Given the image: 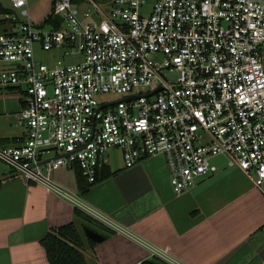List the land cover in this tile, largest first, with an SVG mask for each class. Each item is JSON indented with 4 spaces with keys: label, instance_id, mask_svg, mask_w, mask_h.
I'll return each mask as SVG.
<instances>
[{
    "label": "built area",
    "instance_id": "built-area-1",
    "mask_svg": "<svg viewBox=\"0 0 264 264\" xmlns=\"http://www.w3.org/2000/svg\"><path fill=\"white\" fill-rule=\"evenodd\" d=\"M7 2L0 62L10 66L0 90L22 98L16 121L25 134L0 146L12 171L119 231L53 172L79 166L94 182L114 148L127 167L162 154L182 194L223 156L264 193V0H56L59 27L35 22L31 0ZM50 52L60 55L40 57ZM109 93L124 97L100 99ZM141 242L151 256L185 264Z\"/></svg>",
    "mask_w": 264,
    "mask_h": 264
},
{
    "label": "crops",
    "instance_id": "crops-1",
    "mask_svg": "<svg viewBox=\"0 0 264 264\" xmlns=\"http://www.w3.org/2000/svg\"><path fill=\"white\" fill-rule=\"evenodd\" d=\"M52 1L43 10L42 20L50 13ZM7 3L0 0V5ZM9 66L0 62V70ZM22 107L16 90H0V135L9 145L25 139L16 121ZM115 156L108 155L105 164L106 172L114 173L84 195L78 190L75 171L68 166L56 169L52 177L126 231L90 215L93 221L89 222L77 214L75 205L43 184L13 176L0 181V264H49L41 239L71 221L82 234L84 230L88 264H138L151 257L141 241L167 250L170 257L185 264H264V193L255 186L253 176L226 165L175 194L162 154L132 167L125 165L121 153L119 162L113 163ZM10 172L2 171L0 176ZM85 223L104 239L92 245Z\"/></svg>",
    "mask_w": 264,
    "mask_h": 264
},
{
    "label": "trees",
    "instance_id": "trees-1",
    "mask_svg": "<svg viewBox=\"0 0 264 264\" xmlns=\"http://www.w3.org/2000/svg\"><path fill=\"white\" fill-rule=\"evenodd\" d=\"M56 0H53L54 4ZM74 2H79L81 0H73ZM4 11L3 7H0V13ZM61 22L60 17H54L53 13H49L44 20L42 25L52 23L55 27H59ZM9 145V140L0 135V145ZM105 166V165H104ZM101 167L98 170L96 180L94 182H89L82 174V171L79 166H76L74 171L77 180V187L79 192L84 195L86 194L93 184L103 180L114 172H106V166ZM77 214L86 219L89 222L93 220L83 213L80 209H77ZM91 227L90 223H85L84 228ZM87 240L92 244H96V241L90 239ZM42 245L45 247L47 258L49 264H88L85 256V240L83 234L78 229L76 223L71 221L69 223L63 224L61 226L51 229L42 239ZM138 264H169L159 256H151L142 260Z\"/></svg>",
    "mask_w": 264,
    "mask_h": 264
},
{
    "label": "rangeland",
    "instance_id": "rangeland-1",
    "mask_svg": "<svg viewBox=\"0 0 264 264\" xmlns=\"http://www.w3.org/2000/svg\"><path fill=\"white\" fill-rule=\"evenodd\" d=\"M96 1L98 3H101V4H102V2H104V0H96ZM48 2H49V0H31V5H32V11H31L32 16L31 17H32V19L35 22L43 21L42 20L43 19V14H44L43 10L44 9L47 10L48 4H49ZM35 5H36V7H34ZM90 7H92V5L90 3L82 4V8H84V9H87V8H90ZM2 30H3V28L0 27V31H2ZM59 55H60V53H58V52H50V53H42V54H40V57L43 60L52 61V59H55ZM68 60H72V59L68 58ZM123 97H124V94L109 93V94H106V95H101L100 99L104 100L105 98H109V99L114 101V100H117V99H120V98H123ZM112 153L114 155H117V157L115 156L113 163L119 162V158L118 157L120 156L121 151L118 148H114V149L109 151L108 155H110V157H111ZM212 163L216 164L217 170L219 168L221 169L222 167L227 165L226 159L223 156L214 157L212 159ZM2 171L9 172V171H11V168L6 163L0 162V172H2ZM201 178L202 177H200V179ZM82 231H83V234L85 235L84 230H82Z\"/></svg>",
    "mask_w": 264,
    "mask_h": 264
},
{
    "label": "water",
    "instance_id": "water-1",
    "mask_svg": "<svg viewBox=\"0 0 264 264\" xmlns=\"http://www.w3.org/2000/svg\"><path fill=\"white\" fill-rule=\"evenodd\" d=\"M263 63H264V49H263ZM151 94L152 93H149L148 95H151ZM132 98H134V96L126 97L124 100H130ZM19 175L23 176L21 171H12V172H10V173H8L6 175L0 176V181H3V180L8 179V178H11L13 176H19ZM85 230H86L87 236L90 239L95 240L96 242H100V241H102L104 239V236L102 234H100L99 232L95 231L92 228L87 227Z\"/></svg>",
    "mask_w": 264,
    "mask_h": 264
}]
</instances>
